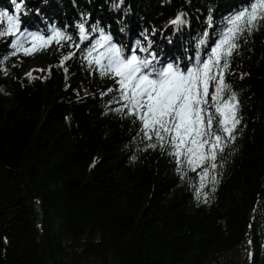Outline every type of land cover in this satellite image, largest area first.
<instances>
[{
	"label": "trees",
	"instance_id": "16d2710c",
	"mask_svg": "<svg viewBox=\"0 0 264 264\" xmlns=\"http://www.w3.org/2000/svg\"><path fill=\"white\" fill-rule=\"evenodd\" d=\"M16 3L0 0V13L20 15L22 29L78 39L86 15L126 50L147 34L163 63L184 67L197 37L210 33L203 55L249 0H22L19 13ZM9 51L0 41V57ZM70 51L53 44L0 72V264H264V21L230 60L241 125L207 203L196 173L181 179L173 157L136 136L139 122L109 110L112 80L79 54L59 67Z\"/></svg>",
	"mask_w": 264,
	"mask_h": 264
},
{
	"label": "snow or ice",
	"instance_id": "6c2138e0",
	"mask_svg": "<svg viewBox=\"0 0 264 264\" xmlns=\"http://www.w3.org/2000/svg\"><path fill=\"white\" fill-rule=\"evenodd\" d=\"M22 9V0H17L15 12ZM261 21L264 0H249L224 18L215 42L203 55L201 49L211 36L206 29L197 37L195 58H189V64L181 67L179 62L163 63L152 50L153 41L147 34L143 35V42L137 40L126 50L114 43L111 34L99 24L88 26L86 15L77 24L78 39H74L55 26L47 34L22 29L20 15L0 13V41L10 49L0 57V72L8 74L6 62L11 57L30 56L53 44L61 49L65 44L75 49L62 55L59 67L67 73L65 63L79 54L89 68L112 80L114 87L101 93L112 94L108 104L118 105L109 110L132 118L133 124L139 122L136 136L148 141L147 148H158L173 157L181 179L188 177L189 172L196 173L199 185L193 186L194 194L207 203L204 189L217 182V169L223 167L218 161H223L225 150L235 141L241 125L240 101L226 81L230 60L239 41ZM186 23L184 13L170 21L177 31ZM213 23L209 16L208 28Z\"/></svg>",
	"mask_w": 264,
	"mask_h": 264
},
{
	"label": "rangeland",
	"instance_id": "374dc122",
	"mask_svg": "<svg viewBox=\"0 0 264 264\" xmlns=\"http://www.w3.org/2000/svg\"><path fill=\"white\" fill-rule=\"evenodd\" d=\"M37 66H38L37 64L32 63V64L30 65V68H31V69H32V68L37 69ZM27 72H28V71H27ZM27 72H26V73H27ZM41 74H42V77L45 78V77L48 75V72H47V71H46V72L43 71ZM90 264H99V262H93V263H90Z\"/></svg>",
	"mask_w": 264,
	"mask_h": 264
}]
</instances>
